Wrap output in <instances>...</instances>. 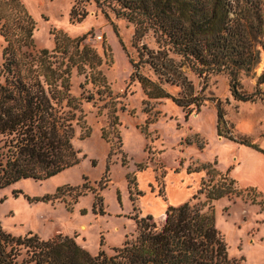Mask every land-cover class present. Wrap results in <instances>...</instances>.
I'll list each match as a JSON object with an SVG mask.
<instances>
[{
	"label": "rangeland",
	"instance_id": "1",
	"mask_svg": "<svg viewBox=\"0 0 264 264\" xmlns=\"http://www.w3.org/2000/svg\"><path fill=\"white\" fill-rule=\"evenodd\" d=\"M18 1L35 25L29 51H52L55 34L63 32L71 39L83 37L80 53L83 46L89 47L97 64L92 69L88 65L79 69L74 63L67 67L70 91L79 106L71 138L79 162L47 179H20L0 188V224L12 235L33 232L44 239L67 235L91 254H111L136 234L137 218L151 215L161 225L169 205L204 201L199 193L207 179L203 166L233 178L230 168L240 153L238 138L256 144L263 138L264 100L234 99L225 74L205 79L183 66L193 93L205 98L189 114L171 98L148 99L139 81L131 79L133 63L139 59L133 23L95 0ZM73 9L85 16L74 21ZM141 43L156 48L151 32ZM5 44L0 33V64ZM263 67L264 51L253 69L255 77H241L243 88L250 91L255 86ZM140 71L152 76L147 65ZM164 86L178 96V86ZM219 103L225 119L223 135L216 126ZM113 109L117 123L111 125ZM100 182L106 186L100 188ZM235 185L238 196L213 202L216 226L230 257L242 259V264H264V194L236 179ZM60 186L78 187L82 194L76 197L77 190L71 189L56 200L45 199ZM98 195L102 212L100 206L93 210Z\"/></svg>",
	"mask_w": 264,
	"mask_h": 264
},
{
	"label": "trees",
	"instance_id": "2",
	"mask_svg": "<svg viewBox=\"0 0 264 264\" xmlns=\"http://www.w3.org/2000/svg\"><path fill=\"white\" fill-rule=\"evenodd\" d=\"M95 1L133 23L139 59L133 63L131 79L139 81L148 99L171 98L187 114L194 105L198 110L205 98L193 93L183 71L187 66L205 79L225 74L236 100H264V67L250 91L241 83L244 75L255 77L253 69L264 51L263 0ZM84 16L71 11L74 21ZM34 26L18 0H0V33L6 43L0 64V188L20 179H47L79 162L71 144L79 106L70 91L67 67L74 63L79 69L83 65L92 69L97 60L87 46L80 53L83 37L71 39L63 32L55 34L52 51H29L34 46ZM148 32L153 34L156 48L141 43ZM142 65L149 67L152 76L140 71ZM165 84L178 86V96L168 92ZM114 112L111 125L117 123ZM216 126L223 135L225 119L220 103ZM102 135L106 137L104 131ZM237 141L263 151L247 138ZM203 168L207 179L199 193L204 194V201L169 205L161 225L151 215L137 218L136 234L113 248L111 254H91L67 235L46 239L33 232L12 235L0 224V264H242V259L228 254L216 226L213 203L223 196H238L240 190L227 173L211 166ZM71 189L78 187L60 186L45 199L56 200ZM81 194L77 190L75 196ZM97 198L93 210L100 206L102 212V199Z\"/></svg>",
	"mask_w": 264,
	"mask_h": 264
},
{
	"label": "crops",
	"instance_id": "3",
	"mask_svg": "<svg viewBox=\"0 0 264 264\" xmlns=\"http://www.w3.org/2000/svg\"><path fill=\"white\" fill-rule=\"evenodd\" d=\"M238 145L240 153L234 156L231 175L239 185L256 187L264 194V136L258 143L263 151L244 144Z\"/></svg>",
	"mask_w": 264,
	"mask_h": 264
}]
</instances>
